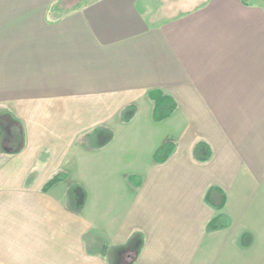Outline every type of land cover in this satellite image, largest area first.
<instances>
[{
	"label": "crops",
	"instance_id": "0c3cea01",
	"mask_svg": "<svg viewBox=\"0 0 264 264\" xmlns=\"http://www.w3.org/2000/svg\"><path fill=\"white\" fill-rule=\"evenodd\" d=\"M0 120V264L260 263L264 2L0 0Z\"/></svg>",
	"mask_w": 264,
	"mask_h": 264
},
{
	"label": "trees",
	"instance_id": "16d2710c",
	"mask_svg": "<svg viewBox=\"0 0 264 264\" xmlns=\"http://www.w3.org/2000/svg\"><path fill=\"white\" fill-rule=\"evenodd\" d=\"M148 96L153 102V113L152 117L155 122L162 121L166 118H168L173 111L176 108V103L173 98L165 95L162 91L160 90H150L148 91ZM127 109V110H126ZM126 112L131 113L134 110V107H128L126 108ZM128 117H125V120H127ZM124 119V118H123ZM1 121V120H0ZM1 124V122H0ZM175 150V144L172 142H164L161 144L154 152L153 154V160L155 163L160 164L165 162L169 156L174 152ZM203 160H206L204 158ZM65 176L61 173L56 174L53 176L51 179H49L44 186L42 187V191L46 192L48 191L53 185L56 183L63 181ZM223 200H221L218 204L217 208L222 207L223 205ZM228 220L225 216L223 215H218L215 216L211 221L208 222L206 229L207 230H215L218 228H224L227 227ZM141 234L135 233L131 236L127 244L123 247L124 250H131L133 249L134 253H138L139 248L141 246Z\"/></svg>",
	"mask_w": 264,
	"mask_h": 264
},
{
	"label": "rangeland",
	"instance_id": "374dc122",
	"mask_svg": "<svg viewBox=\"0 0 264 264\" xmlns=\"http://www.w3.org/2000/svg\"><path fill=\"white\" fill-rule=\"evenodd\" d=\"M248 1V0H247ZM251 2L253 3H256V4H263L264 0H251ZM169 136V135H168ZM132 251L131 252H134L133 249H131ZM118 253H121V251H118ZM129 257L127 258V261H129ZM259 264H264V255L262 256L261 260H260V263Z\"/></svg>",
	"mask_w": 264,
	"mask_h": 264
}]
</instances>
